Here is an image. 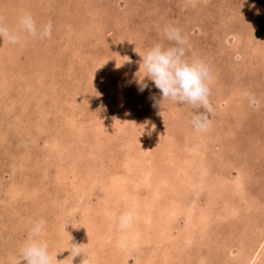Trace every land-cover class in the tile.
Segmentation results:
<instances>
[{
    "label": "rangeland",
    "instance_id": "374dc122",
    "mask_svg": "<svg viewBox=\"0 0 264 264\" xmlns=\"http://www.w3.org/2000/svg\"><path fill=\"white\" fill-rule=\"evenodd\" d=\"M24 14L51 34L0 41V264L36 220L72 264H240L256 249L264 264V0H0V22ZM165 26L209 67L203 131L191 105L134 82L138 54L170 46ZM129 195L150 221L124 235ZM172 206H207L206 226Z\"/></svg>",
    "mask_w": 264,
    "mask_h": 264
},
{
    "label": "clouds",
    "instance_id": "9594fccd",
    "mask_svg": "<svg viewBox=\"0 0 264 264\" xmlns=\"http://www.w3.org/2000/svg\"><path fill=\"white\" fill-rule=\"evenodd\" d=\"M50 34V22L37 25L30 14L18 17L16 24L11 27L0 22V41L13 45L20 44L25 36L46 39ZM162 34L164 39L170 42V46L164 47L160 43H154L138 54L140 62L134 81L137 90L144 91L148 87L147 81H151L160 92L159 106L162 98L173 104L191 105L190 123L196 131H203L208 126L209 116L212 113L208 99L211 81L209 67L199 58L186 55L187 41L179 29L165 26ZM119 220L123 228L127 225L129 218L125 215ZM43 233V220L31 222L27 226L25 239L17 248L12 264H21V262L23 264H53L56 254L64 250L69 253L67 264H72V258L79 252L62 249L50 256Z\"/></svg>",
    "mask_w": 264,
    "mask_h": 264
},
{
    "label": "bare ground",
    "instance_id": "6f19581e",
    "mask_svg": "<svg viewBox=\"0 0 264 264\" xmlns=\"http://www.w3.org/2000/svg\"><path fill=\"white\" fill-rule=\"evenodd\" d=\"M11 11V10H10ZM6 13V12H5ZM5 23V22H4ZM69 33H70V31H69ZM72 33V32H71ZM232 35V34H231ZM236 37V36H235ZM240 39V38H239ZM233 46V45H232ZM257 72V71H256ZM3 91V90H2ZM52 93V92H51ZM247 97V96H246ZM216 104V103H215ZM243 109V108H242ZM201 153V152H200ZM141 172V171H140ZM139 172V173H140ZM141 174V178L142 177H145V173L144 172H141L140 173ZM181 174V173H180ZM179 174V175H180ZM200 175H202L201 174V172H200ZM184 176V175H183ZM180 177V176H179ZM187 179H189V178H187ZM113 180V179H112ZM141 180V179H140ZM192 180V179H191ZM165 181V180H164ZM196 181L197 182H199L200 184L201 183H203V178L201 179V177L199 176L198 177V179H196ZM141 182H142V180H141ZM145 182V181H144ZM110 183V182H109ZM194 183V182H193ZM144 184V183H143ZM240 184V182L238 181V182H234V184L232 185V187L235 189L236 188V186L237 185H239ZM119 185H120V189H122L123 187V185H121V183H119ZM110 186H112V184L110 185ZM115 186V187H114ZM113 188H112V190H114L115 192H117V191H120V189L118 188V186L117 185H113L112 186ZM239 188V187H238ZM240 191V190H239ZM155 193V192H154ZM170 193V192H169ZM154 195V194H153ZM125 196V194L123 195V197ZM168 196H170V195H168ZM168 196H167V198H168ZM228 196V195H227ZM129 197L130 198H128V200L127 201H129L128 202V204H129V210L127 209V217L129 218V221H128V223H127V225L125 226V227H123V230L124 231H121L119 234H126V235H128L127 233L128 232H126V229H128L129 227V225H131V223H130V220H131V218H133V219H135V221L136 222H142V221H145V222H148V221H150V213H148V211H150L149 210V205H148V203H142L141 201H143V200H141L139 197H138V199H134V196L132 197V196H130L129 195ZM172 197V196H171ZM125 198V197H124ZM123 198V199H124ZM141 200L139 203H141L142 205H143V211H137V209L136 208H140V207H138V204H135V203H137V200ZM168 200H169V203L170 202H172V201H174V200H176V199H171V198H168ZM172 200V201H171ZM196 203V202H195ZM197 204V203H196ZM172 208H173V210L175 209V210H181L183 213H184V216L186 217V221H188V219H190V216H192V214H194V215H196V221L197 222H199V224H200V226H201V228H203V227H205L206 226V224H207V219H208V217H209V208H207V206H204V207H196V209H194L195 208V206L194 207H185L186 209H181V208H178V207H176V206H172ZM231 208V207H230ZM85 209V208H84ZM237 209V208H236ZM102 210H104V209H102ZM148 210V211H147ZM170 210V209H169ZM195 210V211H194ZM104 211H106V210H104ZM103 211V212H104ZM151 212V211H150ZM27 213V212H26ZM106 213V212H105ZM136 215V216H135ZM108 216H110V215H108ZM166 217V216H165ZM112 221H111V223H112V225H114L113 224V219H111ZM162 220V219H161ZM160 220V221H161ZM162 222V221H161ZM190 222V221H189ZM204 222H206V223H204ZM108 224H110L109 222H108ZM117 224V223H116ZM115 224V225H116ZM120 225V224H119ZM78 226V225H77ZM110 226V225H109ZM78 228H79V226H78ZM119 229V228H118ZM168 230H169V228H167V230L166 231H163L162 229L161 230H159L160 232H162L161 234V236H158V234H157V236L156 237H154V238H156V239H154V240H156V243L157 244H159L160 242H157V240H159V241H161L162 239V237H169L170 236V234L168 235ZM124 234V235H125ZM183 234V233H182ZM134 235H136L137 237L139 236V234L138 233H136V232H134ZM88 236V235H87ZM133 237V236H132ZM129 238V237H128ZM136 238H134L133 240L136 242V240H135ZM127 240V239H126ZM138 240V239H137ZM95 241V240H94ZM133 241V243H135ZM164 240H162V242H163ZM135 244H137V243H135ZM62 246V245H61ZM89 246V245H88ZM264 246V243L262 244V246L261 247H263ZM252 247V246H251ZM254 248H256V247H254ZM179 249V248H178ZM251 250V249H250ZM249 250V251H250ZM261 251L259 250H254V252H251V254H249L250 256H247L246 257V255H248V254H246L245 256L243 255L241 258L242 259H239L240 260V264H255L254 262H255V260H256V258L258 257V255H259V253H260ZM248 253V252H247ZM113 258V257H112ZM163 262H166L167 260L165 259V260H162ZM258 261V260H257ZM167 263V262H166Z\"/></svg>",
    "mask_w": 264,
    "mask_h": 264
}]
</instances>
